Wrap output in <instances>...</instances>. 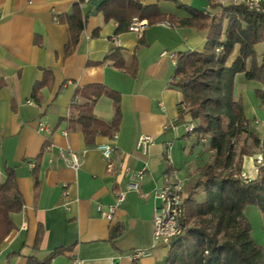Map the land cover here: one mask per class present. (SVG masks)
Wrapping results in <instances>:
<instances>
[{
	"label": "crops",
	"instance_id": "0c3cea01",
	"mask_svg": "<svg viewBox=\"0 0 264 264\" xmlns=\"http://www.w3.org/2000/svg\"><path fill=\"white\" fill-rule=\"evenodd\" d=\"M104 1L82 0L84 27L72 53L65 55L68 30L60 18L70 15L80 0H0V179H4V167L14 168L23 200L22 210L10 216L14 229L0 244V264H26L28 257L42 261L59 249L63 252L50 264H167L168 248L153 245V209L159 205L153 193L163 185L167 170H173L184 186L213 160L206 144L185 133L183 123L190 116L186 113L180 120L181 95L169 84L174 72L169 56L201 50L206 31L178 24L167 28L160 22L146 25L141 37L128 30L117 34V23L105 22L98 11ZM137 1L157 4L166 15L185 16L168 1ZM177 1L202 13L216 11L213 0ZM112 55L122 68L114 66ZM237 55L236 47L229 63ZM236 78L238 83L245 80L242 74L234 82ZM37 82L43 83L34 95ZM95 85L118 95L120 119L114 139L97 135L92 145H86L78 129L68 128L65 114L68 108L74 112L73 104L83 102L75 96L76 90ZM242 95L243 90L235 100ZM242 104L251 123L262 118L252 103ZM93 114L109 124L112 99H96ZM39 123L44 131L38 130ZM141 135L152 138L146 154L135 149ZM105 143L116 150L114 163L121 160L132 171L146 164L139 191L126 194L111 220L101 218L96 206L110 205L112 190L124 189L125 181L106 172L96 149ZM45 144L50 148L44 149ZM67 148L81 159L76 171L59 156V149ZM39 155L35 186L31 170ZM63 185L69 193L66 206ZM202 198L199 192L197 201ZM115 225L122 232L112 242L109 232ZM37 232L40 239L35 249ZM139 249L150 254L133 259L131 252Z\"/></svg>",
	"mask_w": 264,
	"mask_h": 264
},
{
	"label": "trees",
	"instance_id": "16d2710c",
	"mask_svg": "<svg viewBox=\"0 0 264 264\" xmlns=\"http://www.w3.org/2000/svg\"><path fill=\"white\" fill-rule=\"evenodd\" d=\"M157 1L173 3L178 10L185 12V16L166 15L157 4L142 5L137 0H105L98 11L105 22L117 23V34L128 30L132 18L145 20L147 25L169 22L206 31L201 50L176 57L169 84L179 91L186 113L195 124L193 132L187 135H194L198 142L200 138H208L213 160L199 168L183 186L187 227L182 235L172 240L166 263L264 264V244L257 245L252 240L243 213L245 207L253 205L264 218V166L248 183L238 178L242 158L250 154L245 147L247 140L254 139L257 147H264V141H259L251 133L252 121L246 118L241 99L234 98V79L237 74H242L246 81L258 84L254 95L260 107L264 106V51L260 55L255 51L256 45L264 46V11L249 10L241 4L232 5L229 0H223V4H212L216 11L208 14L186 7L177 0ZM80 3L82 0L73 5L70 15L60 18L68 30L65 55L72 53L84 27ZM236 47L238 55L229 63ZM113 58L114 66L122 68V62L115 60L114 55ZM134 69L133 66L131 73ZM42 83H35L34 95ZM75 96L83 102L73 104L74 112L68 119V128L78 129L86 145H92L97 135L113 137L120 119L118 95L95 85L76 90ZM101 96L112 99L113 117L109 124L93 114L94 102ZM240 140V150L236 153L235 146ZM39 165L40 155L35 158L31 170L35 186ZM199 192L203 193L200 202L197 201ZM22 207L14 168L4 167V179H0V244L14 229L10 216L19 213ZM121 232L120 226H113L109 240L113 242ZM39 239L37 232L35 249ZM62 252L61 249L55 250L42 261L28 257L26 264H50Z\"/></svg>",
	"mask_w": 264,
	"mask_h": 264
},
{
	"label": "built area",
	"instance_id": "2783aa9c",
	"mask_svg": "<svg viewBox=\"0 0 264 264\" xmlns=\"http://www.w3.org/2000/svg\"><path fill=\"white\" fill-rule=\"evenodd\" d=\"M214 3L219 2L221 4L224 3L223 0H213ZM232 5L241 4L249 10L253 11H264V0H229ZM213 14V13H208ZM147 23L145 20H139L137 18H132L130 25L128 27V31L134 33L136 36L141 37L143 31L146 27ZM161 25L170 28L175 25L169 22H163ZM172 65L175 66L176 57L170 55L169 56ZM30 103V101H29ZM264 108V106H262ZM178 110L181 113L186 114V108L184 103H180L178 105ZM71 115L70 108L67 109L65 118L68 121ZM254 123H258L257 120H254ZM264 124V120L261 121ZM45 126L43 123H39V131H44ZM183 128L186 134L192 133L195 129V124L193 122L188 121L183 123ZM115 138V135L112 139ZM152 142V138L141 135L137 138L135 149L140 151L142 154H146L148 145ZM199 142L201 144L206 143L205 138H200ZM51 145L45 144L44 149H49ZM167 150L165 151V157L169 161L168 156V148L170 143L166 144ZM96 149L101 153V156L105 162V170L110 175H120L122 180L125 181L124 189H114L112 190V203L108 206L103 207L98 204L96 209L101 218L106 220H111L115 211L120 207V205L124 202L125 196L129 191H139V182L145 175L146 172V164L136 171H132L127 166L123 165L121 160H118L116 163L112 161L113 155L116 152L115 148L111 143L98 144L96 145ZM59 156L63 163L76 171L81 165L80 157L74 153L70 148L67 149H59ZM260 158V157H259ZM257 159L258 168L256 171L260 169V167L264 166V162H262V157ZM259 172V170H258ZM238 178L243 183H248L251 178L244 172H240ZM163 185L154 191L153 198L158 200L159 205L154 207L153 209V245L161 244L164 247H170L172 240L182 235L186 230V223L188 221V217L184 211L183 206V195L182 189L183 186L176 179L175 172L173 170H167L163 174ZM62 196L64 199V205L68 204L69 193L66 189V185H63ZM146 197V195H142ZM150 253L148 250L139 249L131 252V257L133 259H138L141 257L148 256Z\"/></svg>",
	"mask_w": 264,
	"mask_h": 264
},
{
	"label": "rangeland",
	"instance_id": "374dc122",
	"mask_svg": "<svg viewBox=\"0 0 264 264\" xmlns=\"http://www.w3.org/2000/svg\"><path fill=\"white\" fill-rule=\"evenodd\" d=\"M214 4V3H213ZM255 51L257 55H260L262 51H264V46L261 44H258L255 46ZM244 83V86L242 85ZM234 93L235 95H238L239 92L243 90V95L241 96L242 102H248L252 103L254 107L257 108V111L261 113L262 118L258 117L257 121L258 123H251L250 124V131L251 133L257 137L259 141H264V124L261 123L262 120H264V108L260 107L258 99L254 95V90L257 89L259 86L255 82H250L244 80V82L238 83V78H236V81L234 82ZM245 98L247 99L245 101ZM241 136V140H242ZM241 140L239 143L235 146L236 153L240 150ZM206 147H209V139H206ZM246 149L250 152L249 155L243 156L242 162L244 161V167H242L243 172L248 175L249 178L255 179L258 175V170L256 171V168H258L257 165V159L260 157H264V147H257L256 142L254 139L249 138L246 142ZM259 158V159H260ZM264 162V160H262ZM244 216L247 219L249 226H250V236L252 240L257 245L264 244V218H262L261 212L256 206L249 205L245 207Z\"/></svg>",
	"mask_w": 264,
	"mask_h": 264
}]
</instances>
